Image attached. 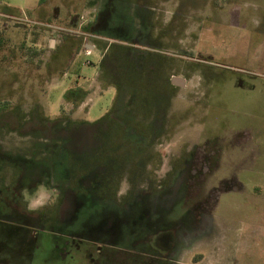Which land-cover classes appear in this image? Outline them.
Masks as SVG:
<instances>
[{
	"label": "rangeland",
	"instance_id": "obj_1",
	"mask_svg": "<svg viewBox=\"0 0 264 264\" xmlns=\"http://www.w3.org/2000/svg\"><path fill=\"white\" fill-rule=\"evenodd\" d=\"M130 78L158 103L183 79L161 146L104 144ZM0 106V264H264V173L200 139L252 128L263 149L264 0H0ZM105 164L116 198L91 185Z\"/></svg>",
	"mask_w": 264,
	"mask_h": 264
},
{
	"label": "flooded vegetation",
	"instance_id": "obj_2",
	"mask_svg": "<svg viewBox=\"0 0 264 264\" xmlns=\"http://www.w3.org/2000/svg\"><path fill=\"white\" fill-rule=\"evenodd\" d=\"M97 28H98V25L93 20L92 23L89 25V32L85 33L83 31H80L78 33L80 35L76 36V38L77 39L79 38V39L75 41L76 42L80 41V39L91 40V38H94V37L100 38L99 36L95 35V31L97 30ZM87 46L88 45H86V47ZM93 48H95V45L93 46ZM61 52H63V50ZM180 52L181 53L185 52V50H182ZM122 59L123 58H120V61ZM125 64L127 63H123L121 66L123 67ZM121 73L129 74L130 71L126 69ZM141 81H142L141 85L144 84L143 79H141ZM165 81L167 83V88L169 89V87H172V90H174V93H175V88H181L182 82L177 80L176 78H172V79H169V81L168 80H165ZM132 85L133 86L136 85V82L134 81L133 78L132 79L130 78L128 82L126 81L125 82L121 81L119 83L115 82V86L117 87V89L115 90L116 96H115L112 109L110 111V114L112 116L111 118L112 123L110 125L109 132L104 134V144H108V143L112 144V134L114 133L116 136V134H118L117 130H120L124 134V140L126 144H128V146L132 144L134 140L139 141L141 143L142 148L153 147L155 144H157L158 146H161L160 143L155 142V139L158 138V135L162 134L163 131L166 129L165 123H166V118H167V112L170 108L173 98H175V94L172 91L170 92V89H169L167 94H165V98L158 97L159 98L158 100L160 101L158 103L157 100L154 101V99L156 98L148 99V98H145L144 95L134 96L131 93L133 89ZM128 89L130 90V92L128 93L125 92L126 93L125 94L124 90L128 91ZM138 97H140L141 99L138 100L137 99ZM0 108H2V106H0ZM137 108H140V109H137ZM160 108H164V111L162 112ZM77 112L79 113L84 112V110L77 111ZM138 113H140L139 116H138ZM2 115H3V109H0V117ZM151 115H153L152 116L153 121L152 120L147 121L148 117ZM62 119H64V117H62L61 120ZM81 126H85L88 128L90 127V125L87 124L86 122H83ZM173 128L174 126L172 125V129ZM120 133L118 135H120ZM138 137L140 138V140H136V138ZM144 138H146L147 141H144ZM156 155L158 156V158L156 159L154 165L159 168L161 165V157H160V160L157 162V160L159 159V155H160L158 150L155 156ZM90 165L91 164H89L86 168L83 167V174L85 176L87 174L85 171L88 170ZM188 165H189L188 167L192 165V159L188 163ZM92 166L95 168L94 165ZM103 168L106 170V174L103 175V179H99L95 177L93 180H91V185H93L95 188H100L101 192L106 193L107 197L109 198H116L124 194V193L118 194V192L114 191V189H112L111 186L106 185V181L112 180V178L110 177L112 176L114 177V175L117 174L116 169L111 164L110 165L105 164ZM177 171L178 170H176V172ZM174 177H175V173H174ZM164 185L162 184L161 186H164ZM126 194L130 195V193H126ZM174 232L175 231L170 230L169 234L167 235L170 241V243L168 244L167 252L173 249L171 248V246H172V243L174 242L175 234L177 235V233L176 232L174 233Z\"/></svg>",
	"mask_w": 264,
	"mask_h": 264
},
{
	"label": "crops",
	"instance_id": "obj_3",
	"mask_svg": "<svg viewBox=\"0 0 264 264\" xmlns=\"http://www.w3.org/2000/svg\"><path fill=\"white\" fill-rule=\"evenodd\" d=\"M176 79L183 83V79L181 78H176ZM253 131L254 130H252V128L251 129L241 128V129H237V131L236 130L223 131V129H220L219 132L213 131L211 129H206L205 132L203 131L204 132L203 134L201 133L202 135L200 136V139L202 140L203 143L205 142L207 144L208 143L212 144L213 148L216 145H218V147L220 145V150L226 151L225 153L224 152L222 153L224 160H226L227 163L230 164L232 163L233 165H235L236 170L239 169L240 166H243V168H245L244 166L249 167L248 168L249 171L253 169L251 170L252 172H249L248 170L243 171L245 173L248 172L249 175L250 173L254 174L253 176H249L248 178L244 176L243 179L246 181H251V180L254 181L255 177L257 179V177L260 174L264 173L263 172L264 145H263V149H261L260 146L257 145L258 140L255 139V133H253ZM263 143H264V138H263ZM240 173L241 171L238 170V172L229 173L222 178L223 181L236 182V186L233 189H229L227 192H232L236 189L238 190L242 186L240 182L241 178H238ZM258 182L264 183V179L258 178ZM259 185H255L254 187L255 193H257L256 191H259L260 189Z\"/></svg>",
	"mask_w": 264,
	"mask_h": 264
},
{
	"label": "trees",
	"instance_id": "obj_4",
	"mask_svg": "<svg viewBox=\"0 0 264 264\" xmlns=\"http://www.w3.org/2000/svg\"><path fill=\"white\" fill-rule=\"evenodd\" d=\"M0 109H2V108H0Z\"/></svg>",
	"mask_w": 264,
	"mask_h": 264
}]
</instances>
